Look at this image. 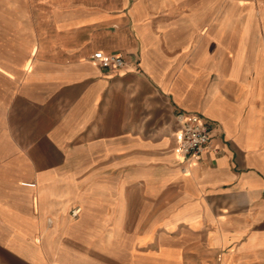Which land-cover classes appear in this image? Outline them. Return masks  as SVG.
<instances>
[{
    "label": "crops",
    "instance_id": "crops-1",
    "mask_svg": "<svg viewBox=\"0 0 264 264\" xmlns=\"http://www.w3.org/2000/svg\"><path fill=\"white\" fill-rule=\"evenodd\" d=\"M236 2L0 0V264H264V0ZM181 112L212 124L189 164Z\"/></svg>",
    "mask_w": 264,
    "mask_h": 264
},
{
    "label": "built area",
    "instance_id": "built-area-1",
    "mask_svg": "<svg viewBox=\"0 0 264 264\" xmlns=\"http://www.w3.org/2000/svg\"><path fill=\"white\" fill-rule=\"evenodd\" d=\"M92 61L103 69L119 70L126 64L121 55L107 54L104 51H96ZM180 129L177 136V152L183 163L189 164L200 157L209 146L212 136V124L198 113L181 112L179 115Z\"/></svg>",
    "mask_w": 264,
    "mask_h": 264
},
{
    "label": "rangeland",
    "instance_id": "rangeland-1",
    "mask_svg": "<svg viewBox=\"0 0 264 264\" xmlns=\"http://www.w3.org/2000/svg\"><path fill=\"white\" fill-rule=\"evenodd\" d=\"M221 5H226L227 7L235 5L237 2L236 0H220ZM218 17V15H216ZM217 20V19H215ZM249 48V47H248Z\"/></svg>",
    "mask_w": 264,
    "mask_h": 264
}]
</instances>
